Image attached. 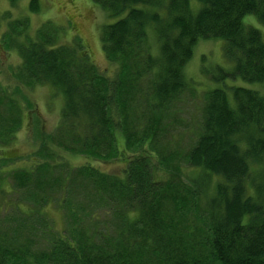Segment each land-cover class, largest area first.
<instances>
[{
    "label": "trees",
    "instance_id": "obj_1",
    "mask_svg": "<svg viewBox=\"0 0 264 264\" xmlns=\"http://www.w3.org/2000/svg\"><path fill=\"white\" fill-rule=\"evenodd\" d=\"M93 1L113 19L101 43L115 76L83 44L55 46L48 24L22 39L28 18H19L2 37L21 62L7 85L0 80L1 146L22 128L23 107L32 105L26 90L50 84L64 104L58 128L40 130L28 157L0 152V264H264V30L252 25H264V0ZM29 10L39 12V0ZM247 15L258 21L245 23ZM218 39L228 64L204 69L216 85L185 166L146 148L128 157L156 144L161 116L188 86L196 45ZM149 75L153 120L139 129L127 98ZM60 151L92 160L67 167ZM120 157L121 175L91 164ZM18 159L30 166L5 169ZM187 195L201 212L194 218L183 215ZM49 204L65 214L57 235L42 212Z\"/></svg>",
    "mask_w": 264,
    "mask_h": 264
},
{
    "label": "rangeland",
    "instance_id": "obj_2",
    "mask_svg": "<svg viewBox=\"0 0 264 264\" xmlns=\"http://www.w3.org/2000/svg\"><path fill=\"white\" fill-rule=\"evenodd\" d=\"M31 0H18L12 5L9 0H0V80L7 85L11 79L8 76L10 68L21 62V58L17 51L5 49L2 43V37L7 31L9 23L25 17L28 18L27 24L21 26L23 30L22 39L36 38L37 31L50 25L54 32L52 33L53 44L55 46H80L83 44L89 59L93 64H96L100 71L107 76H115L117 65L111 63L102 48L101 43V28L104 24L111 23L113 19L108 12L96 4L93 0H39L40 11L31 12L29 3ZM251 16V17H250ZM258 21L256 16L247 15L243 21L252 24ZM259 27L262 31L264 28L259 21L257 24H252ZM28 26V28H27ZM149 41L153 45V51L156 48L155 39L152 34L149 36ZM223 40H203L200 41L193 52V57L185 66V75L188 79V86L177 101L173 102L161 116L163 119V129L160 130V137L153 147L144 145V149L136 150L132 148L127 153L129 157L134 154L144 152L145 148L148 151L158 155H167L172 157L176 163L184 165V157L191 151L198 133L201 130L203 105L207 91L216 85L210 80L209 75L204 72V69L212 70L211 68L217 64L226 66L228 63L224 58L222 50ZM238 84L249 86L240 79L234 81ZM12 85V82L11 84ZM151 76L143 77L136 85L133 96L127 98L129 104L131 118L134 120L139 129H143L153 117L151 111L153 102ZM252 86V85H251ZM32 105L25 104L23 107L24 122L16 136L7 145L0 144V152L5 151L7 155L27 156L36 150L40 144V130L51 133L55 131L60 120V114L63 107V97L50 84H40L33 89L25 91ZM130 99V103H129ZM34 106V112H29ZM118 144L122 147L124 144L123 134L117 130ZM1 155V153H0ZM60 161L67 167H76L88 162L89 157L72 153L59 152ZM62 155V157H61ZM28 157V156H27ZM30 160L18 159L13 161L5 169L23 168L30 166ZM99 169L121 175L125 168V161L112 158L108 160H97L91 162ZM187 168H184L186 171ZM190 171V169H188ZM196 172V171H195ZM7 187V185L5 186ZM10 187V186H9ZM8 187V188H9ZM182 210L184 217L187 219L194 218V215H199L201 212L195 205V201L189 195L185 196ZM174 210L173 208H170ZM42 212L47 214L49 224L52 228V234L57 235L62 232L65 227V214L61 207L56 204H49L42 209ZM5 217V212L1 211ZM178 222L179 219L175 218ZM58 231V232H57Z\"/></svg>",
    "mask_w": 264,
    "mask_h": 264
}]
</instances>
